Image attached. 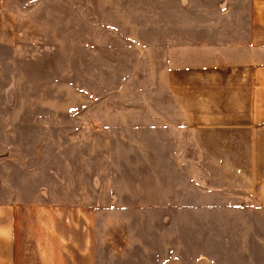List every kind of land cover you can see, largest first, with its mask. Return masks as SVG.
<instances>
[{"label": "rangeland", "instance_id": "1", "mask_svg": "<svg viewBox=\"0 0 264 264\" xmlns=\"http://www.w3.org/2000/svg\"><path fill=\"white\" fill-rule=\"evenodd\" d=\"M257 13L252 0H0V202L48 209L71 264H264V133L195 118L225 109L218 60L252 29L264 38ZM251 83L235 128L264 126V70Z\"/></svg>", "mask_w": 264, "mask_h": 264}, {"label": "crops", "instance_id": "2", "mask_svg": "<svg viewBox=\"0 0 264 264\" xmlns=\"http://www.w3.org/2000/svg\"><path fill=\"white\" fill-rule=\"evenodd\" d=\"M252 4L264 5V0H252ZM248 22L254 30L258 29L257 27H264V18L258 13L253 14ZM261 41H264V38L252 29L250 39L237 42L233 40L223 44V50L227 49V51L222 50L223 54L220 58L218 57V61L221 64L220 73L222 74L219 81H226L227 85L225 109L220 111V115L213 111L210 118H206L207 113L203 117H195L200 121L223 120L225 124L222 126L226 128L224 131L227 137L251 134L254 136L258 132L264 133V126L259 129H239L235 128L239 127V123H229V120L237 117V114L242 116L248 112L249 105L253 110L257 104L254 94L255 86L251 82H254V79L257 81L264 70V42ZM204 85L208 89L207 83ZM248 117L250 121L253 120L252 116ZM249 120V126L242 127H250ZM253 146L254 143H252ZM18 202L19 199L14 202H0V264H71L69 249L75 241L70 240L65 233L67 231H61L59 227L54 226L48 215V209L38 210Z\"/></svg>", "mask_w": 264, "mask_h": 264}]
</instances>
